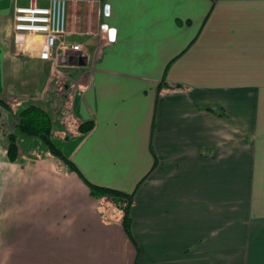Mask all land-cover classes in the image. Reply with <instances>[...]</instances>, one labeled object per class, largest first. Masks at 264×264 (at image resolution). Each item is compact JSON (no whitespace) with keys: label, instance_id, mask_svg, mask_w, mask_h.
<instances>
[{"label":"crops","instance_id":"1","mask_svg":"<svg viewBox=\"0 0 264 264\" xmlns=\"http://www.w3.org/2000/svg\"><path fill=\"white\" fill-rule=\"evenodd\" d=\"M15 3L0 0V101L35 104L68 74L73 127L51 140L78 173L30 138L10 162L0 113V264H264V0H67L68 60L15 37ZM84 180L133 194L132 240Z\"/></svg>","mask_w":264,"mask_h":264},{"label":"trees","instance_id":"2","mask_svg":"<svg viewBox=\"0 0 264 264\" xmlns=\"http://www.w3.org/2000/svg\"><path fill=\"white\" fill-rule=\"evenodd\" d=\"M163 85H166V82H164V78L157 85V95L162 89ZM0 106L2 107V109L10 112V108L6 104H4L3 101H0ZM205 110L216 115L223 114L220 109L205 108ZM14 118L16 119V123L12 129H15L16 133L10 132L4 135L6 156L10 162H14L17 159L19 148L18 136H20L22 138L37 140L46 152H48L51 156L60 159L73 172L78 173L74 165L61 154L59 149L51 140V134L56 129V126H54V123L46 112H44L35 104H32L30 102H23L18 107L17 113L15 114ZM92 128L93 123L88 121L81 123L78 126L77 131L81 134H84L89 132ZM84 183L88 187L90 195H92L93 197L111 198L114 207L122 212L121 227L123 229V232L130 240H132L130 208L133 194H126L121 191L99 187L88 183L85 180Z\"/></svg>","mask_w":264,"mask_h":264},{"label":"built area","instance_id":"3","mask_svg":"<svg viewBox=\"0 0 264 264\" xmlns=\"http://www.w3.org/2000/svg\"><path fill=\"white\" fill-rule=\"evenodd\" d=\"M25 5L14 4L11 27L16 36L42 38L40 57L50 59L81 53V45L65 42L67 27V0H24ZM108 7L103 15L108 16ZM106 37L114 39L116 30L107 25ZM15 43L19 40L15 39Z\"/></svg>","mask_w":264,"mask_h":264},{"label":"rangeland","instance_id":"4","mask_svg":"<svg viewBox=\"0 0 264 264\" xmlns=\"http://www.w3.org/2000/svg\"><path fill=\"white\" fill-rule=\"evenodd\" d=\"M63 57L66 58V60H68V59H74V57L71 56V55H66V56H63ZM64 60L65 59H61L60 60L61 63L62 64H67V63H65L67 61L65 60V62H64ZM202 66L203 67H206V68L209 67L205 63H203ZM58 68L59 69H65V67H58ZM30 74H31L30 71L27 72L25 70L23 75L26 77V76H30ZM67 75L68 74H62V76H60L61 79H62L61 82L60 81H54V83H53L54 90L53 89H49V95L43 96L42 101L40 100L37 103H35L36 106L40 107L44 112H46L48 114V116H50V118H51L52 122L54 123V126H56V128H59V125L60 126H66L67 125V127L68 126L69 127H73V124L69 123L66 120V118H63L64 116H62L63 114L64 115L67 114V109H68L67 100H65L66 98H63L62 97L64 80H65V78H66ZM48 104H50V107H47ZM260 104L264 106V93L263 92H260L259 105ZM19 106H17V105H15V106L9 105L8 107L10 108V112H7V110H4V109L0 108V113H2L5 116L2 121L6 125H5V127H2V129H1L4 135H6V134H8L10 132H15V129L13 130L12 128L14 127V125L16 123V119L14 118V116L17 113V110H18V107ZM55 111H60V115L59 114L57 115L55 113ZM6 112H7V114H6ZM262 116H263V119L262 120H264V115H262ZM259 127L260 128H264V125H260L259 124ZM66 129L67 128H65V130ZM68 133H69V129H67V132L65 134L67 135ZM18 139H20V136H18ZM258 150L261 151V153L259 155H264V150H262L260 146H259ZM263 178H264V176H263ZM259 180L262 181V179H260V178H259Z\"/></svg>","mask_w":264,"mask_h":264}]
</instances>
